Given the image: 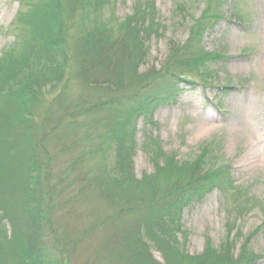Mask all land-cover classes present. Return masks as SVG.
I'll list each match as a JSON object with an SVG mask.
<instances>
[{
    "label": "trees",
    "instance_id": "16d2710c",
    "mask_svg": "<svg viewBox=\"0 0 264 264\" xmlns=\"http://www.w3.org/2000/svg\"><path fill=\"white\" fill-rule=\"evenodd\" d=\"M110 1L19 0L14 40L0 55V264H72L82 243L95 247L96 264H259L247 243L235 255L207 240L191 255L178 241L185 208L234 188L228 164L208 165L213 146L177 162L153 142L154 171L140 178L132 160L140 117L150 121L185 87L211 85L209 64L222 55L203 39L239 0H206L185 43L142 73L153 6L112 23L101 17ZM85 198L95 207L75 231ZM258 204L263 221L252 234L264 232Z\"/></svg>",
    "mask_w": 264,
    "mask_h": 264
},
{
    "label": "rangeland",
    "instance_id": "374dc122",
    "mask_svg": "<svg viewBox=\"0 0 264 264\" xmlns=\"http://www.w3.org/2000/svg\"><path fill=\"white\" fill-rule=\"evenodd\" d=\"M137 4L152 5L156 23L139 72L159 70L172 45L185 43L206 0H111L101 17L122 22ZM232 6L227 2L222 7L223 18L203 39L208 51L222 55L209 64L211 85L185 87L175 104L159 108L150 121L137 120L133 169L137 178L153 173V142L177 162L194 161L203 146H213L208 165L228 164L234 188L226 194L215 188L185 208L178 241L191 255H200L207 240L215 249L231 245L235 255L247 243L264 264V232L252 234L263 221L258 203L264 204V0H239L234 11ZM18 8L19 0H0V55L14 40L11 25ZM56 157V169H63L65 153ZM251 201L257 203L250 206ZM242 205L246 209L240 211ZM94 207L83 200L81 218L72 225L75 231L89 222ZM96 256L94 246L78 244L72 264H96ZM153 256L162 261L157 252Z\"/></svg>",
    "mask_w": 264,
    "mask_h": 264
}]
</instances>
